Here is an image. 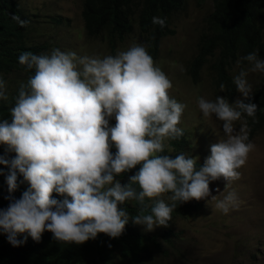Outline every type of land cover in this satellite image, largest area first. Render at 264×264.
Instances as JSON below:
<instances>
[{
  "label": "clouds",
  "instance_id": "obj_1",
  "mask_svg": "<svg viewBox=\"0 0 264 264\" xmlns=\"http://www.w3.org/2000/svg\"><path fill=\"white\" fill-rule=\"evenodd\" d=\"M12 19L21 27L28 23L18 15ZM152 23L164 27L165 19L153 17ZM242 59L251 65L248 71L264 73L257 52ZM19 64L35 74L20 86L11 123L0 121V144L16 154L7 176L9 192L17 187V170L30 185L21 198H9L8 207L0 209V230L14 247L26 241L18 235L27 233L39 242L44 231L64 244L81 245L98 234L118 238L129 222L121 206L130 200L141 205L140 214L132 217L134 224L148 231L167 226L177 202L205 199L210 181L238 178L237 169L255 147L248 142L246 121L238 131L234 127L258 110L243 69L234 78L242 99H198L205 119L214 115L223 122L226 139L211 145V155L197 170L198 158L161 155L166 140L183 135L177 125L185 105L168 95L172 84L146 46L133 44L103 58L59 49L50 55L25 52ZM7 98L0 79V100ZM113 116L116 123L109 128ZM0 164L8 166L9 161L0 157ZM137 165L142 167L127 185L115 180ZM53 193L70 200L57 201ZM165 193H171L172 203L156 200L145 214L146 200ZM235 202V194L229 193L215 207L226 214Z\"/></svg>",
  "mask_w": 264,
  "mask_h": 264
},
{
  "label": "trees",
  "instance_id": "obj_2",
  "mask_svg": "<svg viewBox=\"0 0 264 264\" xmlns=\"http://www.w3.org/2000/svg\"><path fill=\"white\" fill-rule=\"evenodd\" d=\"M82 18L85 33L89 38H100L107 35L109 45L114 50L118 43L134 33L137 24L144 38L148 52L156 60L159 57L162 40L174 34L171 29L172 19L181 13L186 0H82ZM213 8L207 16L204 30L200 36L197 54L187 67V75L194 84L201 80L202 72L208 65L212 74L213 86L219 90L223 98L234 103L237 89L232 76L234 65L249 66L242 58L255 51L258 58L264 60V0H212ZM18 15L29 24V15L17 0H0V79L14 73L25 76L23 84L35 74L19 64V56L25 52L40 55L43 49L30 46L27 42L25 26L21 27L12 16ZM153 17L165 19V26L154 25ZM212 61V62H211ZM238 61L240 63H238ZM211 62V63H210ZM221 84L224 89H221ZM19 89L13 91L7 100H0V121L11 123L10 110L15 105ZM252 103L257 105L254 117H242L247 122L248 142L264 130V76L252 91ZM190 147L186 132L181 137L170 139L169 148L164 147L161 155L174 159L176 155L185 153ZM115 156L116 148H111ZM6 145L0 144V157L9 161V165L0 164V209H6L9 198L19 199L30 189L17 170V187L9 192L7 176L10 162L15 158ZM203 163L196 164L197 170ZM142 165L115 177L122 186L129 183L131 176L139 172ZM139 190V189H138ZM169 196L171 193H168ZM53 199L63 201L69 199L53 193ZM177 202L171 213L172 222L185 219L189 215L190 202ZM156 200L148 201L146 213ZM166 203L171 204L170 200ZM121 207L128 212L129 222L118 238H110L98 234L94 240L84 244H64L54 239L53 234L44 231L39 242L34 241L27 233L18 235L17 239L26 241L18 247L8 242L7 235L0 230V264H170V256L178 251L180 234L168 227L163 231L148 233L141 225L134 224L132 217L140 214L141 205L130 200Z\"/></svg>",
  "mask_w": 264,
  "mask_h": 264
},
{
  "label": "rangeland",
  "instance_id": "obj_3",
  "mask_svg": "<svg viewBox=\"0 0 264 264\" xmlns=\"http://www.w3.org/2000/svg\"><path fill=\"white\" fill-rule=\"evenodd\" d=\"M17 2L32 16L31 22L25 26L27 42L30 46L41 47V54L50 55L53 50L59 49L62 52L74 51L78 57L103 58L126 51L133 44L144 45L148 51L137 24L134 33L118 43L114 50L106 34L100 38H89L82 18V0ZM212 8V0H186L183 11L172 19L171 29L174 34L162 40L159 57L153 60L172 84L168 95L185 105L177 125L187 133L190 140V147L184 155L198 158V162L203 164L211 155V145L226 137L222 121L214 115L207 119L203 117L198 108V99L214 101L217 96L222 97V94L213 86L208 65L198 84H194L187 75V67L197 54L199 39ZM250 67L234 65L233 79L242 69L248 71ZM263 76L264 73L248 71L246 79L252 91ZM24 81L22 73L7 76L4 80L7 97ZM238 98L242 99L237 92L235 100ZM243 122H235L237 131ZM115 123L114 116L109 118V128L114 127ZM169 141H165L167 148ZM250 143L255 147L248 154L246 163L237 169L238 178L230 182L223 178L210 181V195L199 201L192 200L187 218L168 221L167 226H157L151 231L141 225L142 230L148 233L171 227L180 234L178 251L170 256V264H264V130ZM169 150L173 153L171 148ZM229 193L235 194L236 202L225 214L216 209L215 205L217 200H223ZM213 196H217V199L212 200ZM168 197L169 194L165 193L155 200L163 199L166 202Z\"/></svg>",
  "mask_w": 264,
  "mask_h": 264
},
{
  "label": "water",
  "instance_id": "obj_4",
  "mask_svg": "<svg viewBox=\"0 0 264 264\" xmlns=\"http://www.w3.org/2000/svg\"><path fill=\"white\" fill-rule=\"evenodd\" d=\"M208 264H222V263H208Z\"/></svg>",
  "mask_w": 264,
  "mask_h": 264
}]
</instances>
